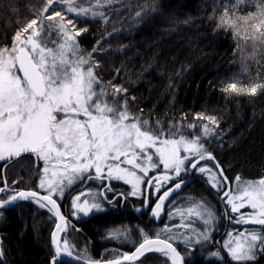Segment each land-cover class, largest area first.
<instances>
[{"label":"trees","instance_id":"obj_1","mask_svg":"<svg viewBox=\"0 0 264 264\" xmlns=\"http://www.w3.org/2000/svg\"><path fill=\"white\" fill-rule=\"evenodd\" d=\"M40 1L0 0V47H11L15 32L39 16L43 8ZM235 3L236 0H113L100 9L106 23L99 17L71 20L76 29H86L76 40L80 50L90 55L96 75L109 92L114 91L109 82L127 90L117 93L118 99L126 98L133 113L151 126L163 130L181 127L183 131L200 120L195 118L198 114L216 117L218 126L200 120L213 129L203 144L215 157V168L217 162L220 165L216 171L222 169L229 182L237 175L256 181L264 177V90L251 96L226 94L221 89L232 80L243 85L264 82V37L245 40L235 28L221 24L226 7L233 19L256 10L251 0L232 7ZM236 27L242 35L258 36L242 21ZM31 158L30 154L19 157L25 159L26 166L22 168H29L28 173L32 172ZM16 162L0 168V187L10 181L8 192L15 186L11 182L15 173L24 171L20 167L13 169ZM185 181L188 184L180 195L212 204L211 191L202 178ZM3 196L0 193V198ZM138 202L117 199L102 214L79 222L70 219L60 239L67 240L77 258L84 253V258L106 262L120 253L129 254L142 241L141 230L153 238L159 227L149 213L134 211L141 207ZM67 205L66 198L59 202L62 213L69 218ZM54 225L53 215L34 202L22 201L12 208L0 209V264H52L55 254L50 238ZM115 229L124 234L116 235ZM223 231L213 237L221 238ZM175 247L184 264H235L223 255L222 260L207 258L209 252L220 249L217 242L193 247L190 259L182 246ZM165 262L171 264L161 253L148 252L131 264ZM246 264H264V252Z\"/></svg>","mask_w":264,"mask_h":264},{"label":"snow or ice","instance_id":"obj_2","mask_svg":"<svg viewBox=\"0 0 264 264\" xmlns=\"http://www.w3.org/2000/svg\"><path fill=\"white\" fill-rule=\"evenodd\" d=\"M112 2L113 0H44L39 16L15 32L11 47H0V161L29 153L43 161L39 187L46 192L45 195L31 190L14 192L0 198V208L17 200H32L56 216L59 222L56 223V231L52 233L55 250L52 264H58L62 254L77 259L67 240L61 241L59 238V233L65 231L67 221L53 198L63 196L65 189L70 188L77 180H122L131 185V195L137 196L142 184L153 186L156 193H160L166 183L176 180L190 167L207 174L213 188L219 190L229 184L222 169L216 172L208 166L200 165L203 160L215 161L212 153L201 143L203 138L213 134L208 123L200 125L202 136L194 135L189 138L179 134V129H170L165 133L162 128L152 127L149 121L133 113L126 98L123 101L116 98L117 93L126 92V89L112 86L109 82V86L114 88V91L109 92L96 75L95 67L90 63V55L86 56L80 50L76 40L86 29H76L71 19L66 20V14L99 17L106 23L105 15L100 9ZM248 2L249 0H236L232 7ZM57 3H62L64 9L54 8L53 5ZM251 3L256 5L254 12L233 19L226 7L220 17L222 25L235 28L236 34L245 40L264 37V31L261 30L264 27V0H251ZM44 21L50 23L45 24ZM238 21L252 27L258 36L242 35L236 27ZM45 32L49 35L55 32L60 37L54 42L57 45L55 48L48 46L42 36ZM243 69L247 70L246 64ZM221 90L226 94L255 96L258 91L264 90V82L243 85L238 80H232L226 82ZM109 96L112 97L111 100L108 99ZM195 118L218 126L214 116L198 114ZM188 127L197 126L189 124ZM153 153L158 157V163L154 160ZM159 165H163L165 170L162 179L149 177V171ZM216 168H220L218 162ZM93 170L95 176L91 175ZM138 173H143V176ZM144 177L148 179L145 180ZM235 182V191H224L225 202L231 206L233 213H240V209L246 207L252 211L240 213L233 218V222L258 225L260 228L244 229L235 235L228 233L223 248L235 264H246L255 258L258 250L264 252V177L250 181L237 175ZM183 183V179L176 180L172 187L157 197L158 202L152 209L153 217H159L164 201L173 191L180 189ZM5 190V187H0V193ZM111 190L110 187L107 188V191ZM72 208L75 210L74 215L83 213L84 216H88L93 210H104L96 195L86 192L73 197ZM179 211L181 227L185 226V211L188 217H195L205 225H210L214 219L213 212L206 204L195 200L186 210ZM163 231L170 232L171 229L165 228ZM192 231L191 236L179 234L183 235V242L187 247H191L193 242L200 244L210 240L208 228L200 232L194 229ZM114 233L124 234L120 229H115ZM141 236L142 241L131 255L125 254L107 262L84 258V264H122L124 260H137L146 252H159L171 264H183L180 252L170 243L173 237L162 239L157 233L152 238L143 230ZM210 256L223 259L220 251L211 252Z\"/></svg>","mask_w":264,"mask_h":264},{"label":"rangeland","instance_id":"obj_3","mask_svg":"<svg viewBox=\"0 0 264 264\" xmlns=\"http://www.w3.org/2000/svg\"><path fill=\"white\" fill-rule=\"evenodd\" d=\"M35 1H39V0H35ZM40 2L44 4V0H41ZM53 7L56 8L57 10H62V9H64L65 6L62 3H57V4H54ZM50 11H51V9H50ZM90 18H92V17H90V16L89 17L76 16L75 14H71V13L66 14V19L87 20ZM44 23L48 24L50 22L44 21ZM42 36L46 40V42L48 43V46L53 47V48H55L57 46L56 43H54V42L58 41L60 39V37L55 32H52L51 35H49L47 32H45L42 34ZM116 98L117 99L119 98L118 94H116ZM108 99L111 100L112 97L109 96ZM81 119H83V117H81ZM203 124H205V123L198 120L197 122H195L193 124V125H196L197 127H194V128L187 127L185 129V131H183V128H181V127H176L173 130L179 129V134H182V135L189 137V138H193L194 135H201L202 136V129L200 128V125H203ZM152 127L160 128V127L154 126V125ZM169 130L170 129L164 130V131H165V133H167ZM179 134L176 137L177 139L179 138ZM205 138H203L201 140V143H203ZM29 154H23L21 156H26ZM181 154L183 155L184 153L181 152ZM30 155H32V154H30ZM153 158L158 163V157L155 156L154 153H153ZM25 159L19 160V157H17V158H12L11 160L0 161V168H1L2 164L16 160L17 162L15 164V168H13V169H18L20 167L19 170H24L23 172L19 171L18 173H15L14 179L11 180V182L13 181L12 185H15L13 188L10 187V189L13 190L12 192H8V191H10L8 189L10 186L9 185L10 181H7V183L5 181H3L6 183V185L2 186V187L6 188L5 192H3L5 194V196H3V198L14 194V192H18V191H22V190L36 191L37 193H40L42 195L46 194V192L39 187V177L43 175V167H44L43 161H39L33 156V159L31 158V162L33 163L32 172L30 170L28 173L27 170L29 168H27V167L22 168V166H26L25 162H24ZM28 160L29 159L27 158L26 162H28ZM200 165L208 166L211 169H213V171H216V168L213 165L212 160H203L200 162ZM122 166L123 167H129L128 165H122ZM13 169L10 170L11 173H13V171H14ZM216 172H218V171H216ZM138 174L143 176V173H138ZM164 174H165V170L163 168V165H159L158 168H156L154 170H150L148 176L149 177H160L162 179ZM28 175H31V176H28ZM91 175L95 176L94 170L91 172ZM172 175H174V173H172ZM197 177L202 178L204 180V183L206 184V186L210 189L211 195L214 199V201L212 200L213 201L212 204L209 203L208 201L203 202L201 200H197L194 197L189 196L188 194L180 195L182 192V190H181V191L174 192V194L171 197H168L165 200L164 206L160 210L159 217H153L152 216V209L155 207V205L158 201L157 197L159 195H162V193L165 190L172 187L176 183V180L183 179V181L185 182L186 179H189V178L194 179ZM5 179H7V175H6V178H4V180ZM144 179L147 180L148 177H144ZM176 180H172V181L166 183L165 186L163 188H161L160 193H156L155 187L146 186V185L142 184L140 186V194L137 196L131 195V191H132L131 185L125 184L122 180H107L106 179L102 182L100 180H96V179L86 180L83 182H81L80 180H77V182L75 184H73L70 188L65 189L63 196L57 195V196H54L53 198L56 199L58 204H59V202L63 201L65 198L67 199L68 205H67L66 211L68 213L69 218L66 217L64 215V213H62L66 217L67 226L70 225V222H71L70 219H73L74 221L79 222L81 220H85L87 218H90L94 215H99V214L104 213L107 210L108 206H112L115 204L117 199H121V200L135 199V200H138L141 203V207L134 209V211L137 213L142 212V211L149 213V215H150L149 217H151V220L154 221L155 225L157 224L159 226L157 233L160 234V238L167 239L169 236L173 237V239L170 240V243H172L174 246L175 245L182 246V248L186 251L185 252L186 257L188 259L193 258V255L191 254L193 247L200 246L202 244L209 243V242L210 243L212 242L214 244L217 242V243H219V248H220L217 251H220L221 255H223L224 258L227 259V261L235 263L227 255V251L223 248L224 242L228 239L227 234L231 232L235 235L244 229L251 230V229H259L260 228V226H258V225H244V224H237V223L233 222V218L238 217L240 215V213L246 214V213H249L252 211L250 208L246 207V208L240 209V213H233L231 211V206L225 202L226 198L223 197V193H224V191H228L229 189L235 191V189H236L235 180H233L232 182H229V184H225L222 189L218 190L217 188H213L211 186V184L208 181L207 174H202L197 170L191 169L190 167L188 168V170L186 172H182L180 177H177ZM116 185H120V186H122V188L115 190L116 188H114V187ZM108 187H110L112 190L107 191ZM80 192L95 194L97 200L102 204V207L104 210L99 211V212L93 210L88 216H84L83 213H77L74 215L73 213L75 210L72 208V199L74 196H76ZM100 193H104V195H100ZM145 198H147V206H145ZM108 199H110V200H108ZM193 200L206 204V206L213 212L214 219L210 225L203 224V222L201 220H199L195 217H188L186 214V211H185V217L183 219V224L185 226L184 227L179 226L182 223V218H181L179 210H186V208L191 204V202ZM26 201L34 202L32 200H26ZM109 201H111V203H109ZM34 203H36V202H34ZM213 203L217 206L216 208H215ZM36 204H38V203H36ZM44 209L47 210V208H44ZM137 209H140V210L137 211ZM219 210H220V214H219ZM51 214L53 215V213H51ZM53 217H54V215H53ZM165 228H170L171 231L170 232L163 231ZM205 228H208V230H209L210 240L204 241L200 244H196L193 242L191 247H187L185 245V243L183 242V235H179V234H184V235L191 236V235H193V231H192L193 229L196 232H200ZM222 230H224V231L222 232L221 238L213 237L215 233H218V231H222ZM157 233H156V235H157ZM116 235L115 236L113 235L115 239H117ZM155 237H153V238H155ZM118 239L121 240V242H123V240H124L123 237H120V236ZM62 247H63V245H62ZM70 250L73 251L71 247H70ZM259 252H260L259 250L256 252L255 258ZM83 254L84 253H81L80 254L81 258L78 257L77 259L84 261L85 256ZM125 254H127V253H120L119 255H116V257H114V258L115 259L120 258ZM207 258H215V257L210 256V252H209L207 255ZM253 260H251V261H253Z\"/></svg>","mask_w":264,"mask_h":264},{"label":"water","instance_id":"obj_4","mask_svg":"<svg viewBox=\"0 0 264 264\" xmlns=\"http://www.w3.org/2000/svg\"><path fill=\"white\" fill-rule=\"evenodd\" d=\"M21 75H22V74H21ZM187 184H188V181H185V182L181 185V188L178 189V190L173 191L169 197H171V196L174 194V192L183 190ZM22 191H25V190H22ZM39 194H40V193H39ZM40 195H42V194H40ZM22 201H26V200H17L15 203H13V204H11V205H8V206H6V207H4V208H0V209L2 210V209H9V208H12V207H14L16 204H18V203H20V202H22ZM157 202H158V201H157ZM164 203H165V201H164ZM57 204H58V203H57ZM58 206H59V204H58ZM163 206H164V204H163ZM59 208H60V206H59ZM60 212H61V214H62L61 209H60ZM53 215H54V214H53ZM62 215H63V214H62ZM63 216H64V215H63ZM54 217H55V225H54V227H53L52 233L56 231V223L59 222V221L57 220V218H56L55 215H54ZM64 217H65V216H64ZM65 218H66V217H65ZM66 221H67V220H66ZM66 227H67V224H66V226H65V230H66ZM63 232H64V231H63ZM52 233H51V238H50V240H51V246H52V249H53L54 254H55L54 246H53V244H52ZM61 233H62V232L59 233V238H60ZM172 245H173V244H172ZM173 247H175V246L173 245ZM175 248H176V247H175ZM177 251H178V250H177ZM134 252H135V249H134V251H132L131 253H129V255H131V254L134 253ZM178 252H179V251H178ZM146 253H148V252H146ZM146 253H145V254H146ZM140 257H141V256H140ZM140 257H139V259H140ZM139 259L134 260V261H127V260H124V261H122V264H131V263H134V262L138 261ZM60 262H63V263H65V264H84V261H82V260H79V259H73L72 257L65 256V255H63V254H62V255L59 257V259H58V263H60ZM106 262H107V261H106ZM183 264H184V262H183Z\"/></svg>","mask_w":264,"mask_h":264}]
</instances>
